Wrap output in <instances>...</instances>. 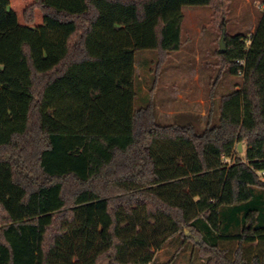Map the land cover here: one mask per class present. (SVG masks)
Here are the masks:
<instances>
[{"label": "trees", "instance_id": "16d2710c", "mask_svg": "<svg viewBox=\"0 0 264 264\" xmlns=\"http://www.w3.org/2000/svg\"><path fill=\"white\" fill-rule=\"evenodd\" d=\"M230 5L0 0V264H155L176 237L206 264H264V3L218 54L243 78L218 123L163 126L154 103L184 9L223 34ZM142 51L157 62L137 108Z\"/></svg>", "mask_w": 264, "mask_h": 264}, {"label": "rangeland", "instance_id": "374dc122", "mask_svg": "<svg viewBox=\"0 0 264 264\" xmlns=\"http://www.w3.org/2000/svg\"><path fill=\"white\" fill-rule=\"evenodd\" d=\"M264 0H231L228 16V37L255 32L262 15ZM183 23L184 47L167 63L154 94L158 123L163 126L182 124L193 125L199 133L207 126L211 113L214 124L219 122L220 100L237 91L242 76H233L222 70L219 58L221 31L214 25L213 10L210 8H185ZM226 49L227 40L225 39ZM157 53L142 51L137 53L136 65V107L147 106L154 84L153 69ZM221 55V54H220ZM176 63V66H173ZM221 74V75H220ZM218 83L212 86L216 79ZM213 89V90H212ZM213 91V92H212ZM240 146V145H239ZM190 236L189 231L186 232ZM183 239L176 237L165 247L156 251L155 264H206L208 257L193 242L182 246ZM104 260L102 264H108Z\"/></svg>", "mask_w": 264, "mask_h": 264}, {"label": "water", "instance_id": "95a60500", "mask_svg": "<svg viewBox=\"0 0 264 264\" xmlns=\"http://www.w3.org/2000/svg\"><path fill=\"white\" fill-rule=\"evenodd\" d=\"M225 39H227L226 38V30H223V34H222V38H221V42H220V49H219L220 54H224L227 50ZM239 149H240V152H242V145L239 146Z\"/></svg>", "mask_w": 264, "mask_h": 264}, {"label": "crops", "instance_id": "0c3cea01", "mask_svg": "<svg viewBox=\"0 0 264 264\" xmlns=\"http://www.w3.org/2000/svg\"><path fill=\"white\" fill-rule=\"evenodd\" d=\"M178 54V52L177 53H174L172 56H171V58H170V60H169V62L168 63H170V62H173L174 61V59H175V56ZM167 66V65H166ZM173 66H176V63H174V65ZM165 69H166V67H165ZM164 69V70H165ZM163 75V74H162Z\"/></svg>", "mask_w": 264, "mask_h": 264}, {"label": "built area", "instance_id": "2783aa9c", "mask_svg": "<svg viewBox=\"0 0 264 264\" xmlns=\"http://www.w3.org/2000/svg\"><path fill=\"white\" fill-rule=\"evenodd\" d=\"M241 65H244V63H243V62H241Z\"/></svg>", "mask_w": 264, "mask_h": 264}]
</instances>
